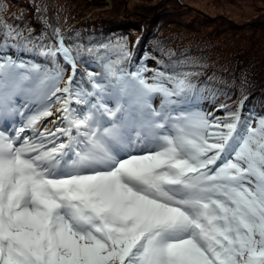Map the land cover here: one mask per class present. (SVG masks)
I'll return each mask as SVG.
<instances>
[{
    "label": "snow or ice",
    "instance_id": "snow-or-ice-1",
    "mask_svg": "<svg viewBox=\"0 0 264 264\" xmlns=\"http://www.w3.org/2000/svg\"><path fill=\"white\" fill-rule=\"evenodd\" d=\"M0 29V264H264V115L126 40Z\"/></svg>",
    "mask_w": 264,
    "mask_h": 264
},
{
    "label": "rangeland",
    "instance_id": "rangeland-1",
    "mask_svg": "<svg viewBox=\"0 0 264 264\" xmlns=\"http://www.w3.org/2000/svg\"><path fill=\"white\" fill-rule=\"evenodd\" d=\"M0 7L5 9L0 13L4 23L26 35L28 30L31 35L46 33L52 40L58 28L61 35L72 38L70 43L84 46L96 37L100 40L103 33H113L114 42L133 44L136 38L135 50L144 45L156 56L162 52L202 79L200 106L204 110L217 116L225 115L227 108L240 109L242 117L264 115V97H256L242 111L227 95L236 79L226 81L237 73L239 62L232 57L239 49L252 43L264 49V0H0ZM139 24V32L120 31ZM148 35L152 39L139 42ZM152 59L148 57V65L155 69L159 64ZM219 103L228 106L222 109Z\"/></svg>",
    "mask_w": 264,
    "mask_h": 264
},
{
    "label": "trees",
    "instance_id": "trees-1",
    "mask_svg": "<svg viewBox=\"0 0 264 264\" xmlns=\"http://www.w3.org/2000/svg\"><path fill=\"white\" fill-rule=\"evenodd\" d=\"M264 24V22H263ZM128 30H125L127 29ZM140 31V24L139 25H135L132 26L129 29V25L128 26H124V28H121L120 31H127L128 33L130 31ZM19 31H24L19 29ZM113 33H108V34H104L101 37V39L99 40V38H94L91 41V45L90 46H96L99 44H103V43H116L114 42V40H112V38L110 37V35ZM24 37L28 38V39H35L36 37H40L41 35H38L37 33H33V35H31L30 31L28 30V35H26L25 33H23ZM127 35V34H126ZM63 36L67 37L65 35V33L63 34ZM31 37V38H30ZM152 35H148L145 39H140V43H144L145 40L148 41L149 39H152ZM54 39V38H52ZM49 40L51 39H46L45 43H48ZM136 40V38H135ZM133 40V44L128 43V47L131 51H133V61L134 62H142V63H146L147 66L149 68H151L148 65V57L152 58V61H156L158 62L159 66H155L156 68H160L161 70H163V68L161 67L162 65H172V66H176V63L174 61H172L169 57H167L165 54H163L162 52H160L159 56H156L155 53H153L152 51H146V49H144V45L140 48V50H135V46H136V41ZM66 43H70L68 41V39L65 40ZM37 43H39V41H36ZM9 43H12V41H9ZM73 43V42H71ZM138 44V42H137ZM3 45V32L0 31V47H2ZM89 47V45H85V48ZM243 50L238 51V54L234 55L232 58L233 59H238L239 65H238V70L237 73L233 76L226 77V81L231 82L230 78H235L236 79V84L234 82H231V86L229 89V93L227 94L228 97H233L232 99L234 100L233 102L241 105L243 104V108L242 111L244 109V106L248 103V105H250L252 102V100H254L256 97H264V49H261L259 47L256 46V43H252V46L249 48H244L242 47ZM151 53V54H149ZM8 54L13 55L14 57L17 55V53H15L13 50H9ZM168 54V53H167ZM0 55H3V53H0ZM19 55L21 57H23L25 60H35L36 62L39 63H44L45 61L42 58L39 57H34L29 53H19ZM170 55V54H169ZM182 67V65H180ZM228 67H231V64L228 65ZM92 68L96 71H99L98 68H95V66L93 65ZM79 71H85V67L83 65L79 66L78 68ZM183 70V68H182ZM226 72H228V70L226 69ZM193 73V80L195 81V83L197 84V86L200 88L201 86L205 85L204 82H202V79L199 78L198 76L194 75V71ZM71 74V69H68V72L66 73V77L67 75ZM233 86V87H232ZM234 88V90H233ZM202 90V88H200ZM212 98L215 97V94L213 96H210ZM203 98V97H202ZM202 100V99H201ZM218 107L220 106V103L217 104ZM226 106H228L226 104ZM246 111V110H245ZM244 111V113H245Z\"/></svg>",
    "mask_w": 264,
    "mask_h": 264
}]
</instances>
